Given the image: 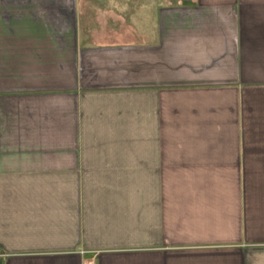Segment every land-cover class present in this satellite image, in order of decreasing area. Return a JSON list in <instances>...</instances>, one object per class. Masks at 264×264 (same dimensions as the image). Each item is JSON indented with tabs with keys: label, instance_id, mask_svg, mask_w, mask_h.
I'll return each mask as SVG.
<instances>
[{
	"label": "crops",
	"instance_id": "1",
	"mask_svg": "<svg viewBox=\"0 0 264 264\" xmlns=\"http://www.w3.org/2000/svg\"><path fill=\"white\" fill-rule=\"evenodd\" d=\"M0 264H264V0H0Z\"/></svg>",
	"mask_w": 264,
	"mask_h": 264
},
{
	"label": "rangeland",
	"instance_id": "2",
	"mask_svg": "<svg viewBox=\"0 0 264 264\" xmlns=\"http://www.w3.org/2000/svg\"><path fill=\"white\" fill-rule=\"evenodd\" d=\"M260 18L262 19V16L261 15H256L255 18H254V20H259Z\"/></svg>",
	"mask_w": 264,
	"mask_h": 264
}]
</instances>
